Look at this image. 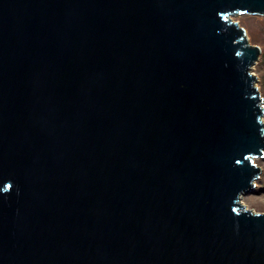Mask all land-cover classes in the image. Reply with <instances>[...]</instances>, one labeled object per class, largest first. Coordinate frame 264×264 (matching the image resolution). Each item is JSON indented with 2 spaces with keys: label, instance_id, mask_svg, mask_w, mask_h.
Wrapping results in <instances>:
<instances>
[{
  "label": "water",
  "instance_id": "95a60500",
  "mask_svg": "<svg viewBox=\"0 0 264 264\" xmlns=\"http://www.w3.org/2000/svg\"><path fill=\"white\" fill-rule=\"evenodd\" d=\"M264 0H0V264H264Z\"/></svg>",
  "mask_w": 264,
  "mask_h": 264
},
{
  "label": "rangeland",
  "instance_id": "374dc122",
  "mask_svg": "<svg viewBox=\"0 0 264 264\" xmlns=\"http://www.w3.org/2000/svg\"><path fill=\"white\" fill-rule=\"evenodd\" d=\"M232 19L243 26L248 41L260 48L259 58L252 66V72L257 76V85L264 104V15L259 14H233ZM264 120V114H263ZM256 164L261 167L259 177L253 189L241 195L240 200L246 207L256 211L264 212V156L255 158Z\"/></svg>",
  "mask_w": 264,
  "mask_h": 264
}]
</instances>
